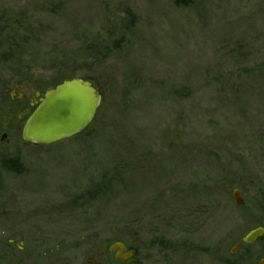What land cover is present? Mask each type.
<instances>
[{
  "label": "rangeland",
  "instance_id": "rangeland-1",
  "mask_svg": "<svg viewBox=\"0 0 264 264\" xmlns=\"http://www.w3.org/2000/svg\"><path fill=\"white\" fill-rule=\"evenodd\" d=\"M9 19L41 42L30 78L0 61V264H124L114 242L137 249L125 264H164L150 228L163 235L156 224L185 209L215 214L218 264L241 258L227 260L233 243L264 228V0H0ZM85 42L118 47L78 68L91 62ZM53 59L101 88L100 107L80 136L24 145L33 108L16 91L56 84ZM263 251L264 236L251 264Z\"/></svg>",
  "mask_w": 264,
  "mask_h": 264
},
{
  "label": "water",
  "instance_id": "water-1",
  "mask_svg": "<svg viewBox=\"0 0 264 264\" xmlns=\"http://www.w3.org/2000/svg\"><path fill=\"white\" fill-rule=\"evenodd\" d=\"M16 92L19 100L24 98V93ZM36 98L34 109L23 124L21 138L24 145L50 146L71 139L90 126L101 103V92L92 82L73 78L48 89L41 98L40 93H36ZM4 138L5 135L1 137ZM232 196L239 203L237 191ZM263 235L262 228L254 229L243 242L253 244ZM110 251L117 252L116 259L123 262L134 256V252H126L121 243L113 245ZM259 264H264V260Z\"/></svg>",
  "mask_w": 264,
  "mask_h": 264
},
{
  "label": "flooded vegetation",
  "instance_id": "flooded-vegetation-1",
  "mask_svg": "<svg viewBox=\"0 0 264 264\" xmlns=\"http://www.w3.org/2000/svg\"><path fill=\"white\" fill-rule=\"evenodd\" d=\"M93 86H96V85L93 84ZM100 92H101V88H100ZM41 96H43V94H40V98ZM37 99L38 98H36V94H35L34 96H30L29 98H26V96H24V98L21 99V101L27 100L29 103V107L31 108L35 106L34 102L37 101ZM101 100H102V92H101ZM31 104H33V106ZM85 131H83L81 134H83ZM81 134L77 135L76 137L80 136ZM234 191H237V197L239 199L238 200L239 203H236L234 199H233V202L235 201L234 203L237 206H242L243 198L240 194L241 192H240L239 185L236 186V188L232 191V193ZM104 195H106V193ZM231 197L233 198L232 194H231ZM102 199H103L102 195H98V196L89 198V200L85 202L87 204H91L94 200H102ZM189 210H190L189 212H187L185 209L184 211H178L177 213H174V214L173 213L168 214L167 215L168 218L166 221H164L163 225L157 223L156 224L157 227H160L164 233L161 236L157 234V232H159L160 229L158 230V228H155V229L150 228V250L157 248L156 254L163 255L164 264H186V262L189 260L192 264H196L197 259L205 255L206 252H209L211 256L210 258L211 260L208 257H206L209 261L207 262V264H218L219 258H218L217 231H215L213 227V224L215 222L213 218L215 217V214L214 213H211L210 215L205 214L204 216L203 214L200 215V213H197L195 210H191V209ZM207 225L209 226L207 227ZM150 227H153V226H150ZM206 227H207L206 232H208V230H210L211 232V235L209 237L207 235L205 236V238H207L206 242L211 240L210 242L211 246L209 248L207 246L208 245L207 243H203L202 235H201L204 232L203 229ZM257 228H262L264 230L263 226L257 227ZM198 235H200L199 239L194 240L197 238ZM244 237L237 239L233 243V247H234L233 252L230 253L231 257L229 256L227 260L229 258H233V256L236 254L238 250H242L244 254L240 256L241 258L234 259L235 262H232L231 264H238L239 262L243 264H251L250 262L251 258L247 255V251L249 250V247L255 245V243L257 244V242H259L263 238L262 237L261 239H258L253 244H246L243 242ZM118 243H121V242H114L110 244V246H108L107 248L108 252L113 254L114 260L118 262H122L124 264L136 261L135 259H137L136 257L137 249L134 247H127L123 243L121 244H123L124 247L126 248V252L133 251L134 256L132 259L125 261V262L121 260H117L116 259L117 252L110 251V248L113 245L118 244ZM261 260H264V255L260 259L255 261L254 264H259Z\"/></svg>",
  "mask_w": 264,
  "mask_h": 264
},
{
  "label": "trees",
  "instance_id": "trees-1",
  "mask_svg": "<svg viewBox=\"0 0 264 264\" xmlns=\"http://www.w3.org/2000/svg\"><path fill=\"white\" fill-rule=\"evenodd\" d=\"M188 1V0H187ZM40 36L38 35V32L35 30H32L31 26H24L21 21L19 20H6V21H1L0 24V61L4 62L6 64H9V68L16 73V76L18 78H24V77H29L30 74L33 71L32 69H35V66L33 64V60L35 57L38 55V50L37 47H35V44L40 43ZM118 47V42L112 43L111 46H106L102 47V44L98 42H91V43H83L81 44L80 49L78 52L81 51V53H91V62H80L81 64L78 63L77 58L69 61L70 66L71 64L80 66L78 68H82L81 65L88 66L92 65L94 63H98L105 57L109 55V52H111L112 49L110 48H117ZM104 49V51H107L106 53H103L101 51ZM116 50V49H114ZM64 59H67V55L63 57ZM68 61V59H67ZM67 61L65 60H52V62L56 65L57 68H59L60 71H63L61 73V76H58V81L56 84L50 86L51 88L56 86L57 84H60L66 79H73L74 74L72 75V72H68L66 69V63ZM17 67V68H15ZM66 69V72L64 71ZM35 74L34 72H32ZM87 80V79H85ZM19 104L24 105L23 106V111H27L29 109V104L24 103V101H20ZM19 112L16 115V119L19 120ZM30 115V114H29ZM28 115V116H29ZM27 119V118H26ZM25 122V121H24ZM5 164H10L12 163L13 165H17V161H4ZM17 168V167H16ZM15 168V169H16ZM5 169L8 171H12V169L9 166H5ZM14 169V168H13Z\"/></svg>",
  "mask_w": 264,
  "mask_h": 264
}]
</instances>
